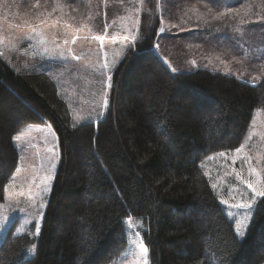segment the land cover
<instances>
[{
	"label": "trees",
	"instance_id": "trees-1",
	"mask_svg": "<svg viewBox=\"0 0 264 264\" xmlns=\"http://www.w3.org/2000/svg\"><path fill=\"white\" fill-rule=\"evenodd\" d=\"M205 3L214 14L246 4L258 10L264 0H144L137 41L113 70L108 106L97 123L73 122L51 75L0 56V201L19 165L14 138L20 131L49 123L60 150L38 234L9 229L0 264H112L128 247V217L144 225L149 264H264V198L241 244L200 166L244 141L254 112L264 110V77L252 85L202 69L175 73L154 51L158 38L174 37L158 36V6L170 22L186 8L207 16ZM139 4L112 0L108 7ZM80 7L100 8V0H83ZM207 18L206 24L190 17L203 29L193 33L217 37L221 20Z\"/></svg>",
	"mask_w": 264,
	"mask_h": 264
},
{
	"label": "rangeland",
	"instance_id": "rangeland-1",
	"mask_svg": "<svg viewBox=\"0 0 264 264\" xmlns=\"http://www.w3.org/2000/svg\"><path fill=\"white\" fill-rule=\"evenodd\" d=\"M81 1L76 4L73 3L72 9L65 7L63 10L64 17L59 21L56 19L61 16V12L58 10L48 17L45 24L40 25L34 19L36 13L45 11V7L47 11H51L57 0H39L41 8L33 7L36 0H0V51H3V57L13 66L22 69L49 72L57 82L59 91L67 100L75 124L95 122L104 113V100L107 98L110 88L108 87L107 76H112L115 65L137 41L138 26L136 21L139 17V11L136 8H128L125 11L121 9L122 11H120L116 7H108V3L112 0H100V8L94 7L92 12L87 10L83 13L81 8L84 7H80ZM58 2L64 5L70 3L68 0H58ZM158 9L159 12H162L160 6ZM117 11L119 12L118 15H116ZM69 16H75L76 19L74 21L68 19ZM105 23L109 25L106 33L104 31ZM83 24H88L90 27L84 28ZM181 25L187 26V24L179 22H169V28L174 32L180 31L179 26ZM76 28H80V31L76 33L77 37L87 36L89 39L78 38L75 44L63 45L65 38L63 33L71 34L75 32ZM37 31L42 32L41 37L35 36ZM53 32L57 35L55 43L52 42ZM28 35H33L34 39L31 41L25 39ZM98 35L105 36L103 49L100 47V41L93 39ZM133 35L136 36L134 42L132 40ZM40 39H44L47 43L40 45ZM13 45H15V50H12ZM56 45L65 49L66 59L60 57L59 50L47 54L43 53L45 46L51 49L55 48ZM233 46L235 49L231 52L229 48ZM67 47H72L75 54L79 55L81 59L78 61L72 59V56L66 51ZM25 51L29 54L25 55ZM33 51L37 52L35 56L31 55ZM170 52L169 50L168 54ZM105 53H107L106 56ZM203 56L206 59L209 58L208 54ZM209 60L212 61L213 65L215 63L217 69L234 72L238 76L248 78L253 82L258 81L264 67V27H248L244 30L241 41H228L225 51L213 49ZM105 62L108 63L109 68L105 70V75L102 77L99 74V68ZM253 121H255L254 124ZM250 134L251 138L249 139ZM16 138H18L16 145L20 152L19 171L16 170L14 174L17 179L14 186L9 187L8 199L0 201V205H5L4 208H0V215L9 217L7 221L3 222V225H0V244L11 228L15 234H38L36 227L32 232L31 227L37 221L39 222L44 215L60 158L58 136L48 123L29 125ZM243 143L246 144L245 151L252 157L254 166L257 169L261 168V164H257L256 160L258 158L264 160L263 109H257L254 112ZM54 145H56L55 148ZM53 153L54 159L50 160L49 158L53 156ZM223 153H226L225 157H221L217 153L206 158L203 162V169L209 174L207 177L211 185H217L214 191L220 202L222 200L229 202L227 205L221 204L236 230L237 221L244 220L245 211L240 208H231L230 205L238 204L241 200L248 201L252 194L245 184L236 179L233 169L236 172H241L242 176L248 179L247 164L242 165L240 160L233 164L234 151ZM52 163L56 166L54 170L50 171ZM261 175L264 176V172ZM45 176L50 177L44 181L50 187L48 191L41 192V181L44 180ZM252 179L254 180L255 177ZM29 188H31L32 196L35 197L31 203L28 196ZM20 191H23L25 195L19 196ZM241 193L243 195H240ZM41 201H43V207H41ZM20 207L25 208V212H20L18 210ZM254 208L255 205L251 217ZM125 226L128 247L126 252L112 264H138L139 248L141 246L146 247L142 236L144 231L142 221L128 217L125 220ZM136 231H139L140 237L135 236ZM32 248L33 246L29 249L28 256L35 253V248L34 251ZM139 264H144V262L139 261ZM146 264H149L148 254Z\"/></svg>",
	"mask_w": 264,
	"mask_h": 264
},
{
	"label": "snow or ice",
	"instance_id": "snow-or-ice-1",
	"mask_svg": "<svg viewBox=\"0 0 264 264\" xmlns=\"http://www.w3.org/2000/svg\"><path fill=\"white\" fill-rule=\"evenodd\" d=\"M143 2H144V0H141L142 4H143ZM33 7L34 8H41V4L39 3V0H36V3L33 5ZM65 7L72 9L73 5H72V3H68L67 5H64V4L59 3L57 0V2L54 3V5L52 6L51 11H47V8L45 7V11L36 13L34 19L38 22V24L43 25L48 20V17L52 16L53 13H55L59 10L61 12V16L56 18L57 21H59L60 19H62L64 17V11L63 10ZM204 7L206 8L207 16H210L211 19L223 20L226 16L229 18H233V19L236 17H240L241 18L240 23L243 24L244 23L243 17L252 15L253 14V11H252L253 7H257V5H251V4L244 5L243 6L244 7L243 13L241 12V9H239V8H231V7L225 6L223 11H217L213 14V8L209 7L208 3H205ZM258 7L260 8L261 12H264V4H260V5H258ZM207 16L205 14L201 13L200 16H198V19H203L204 23L207 24V23H209V19L207 18ZM260 18L264 19V15H262ZM68 19H71L74 21L76 19V17L75 16H69ZM163 22H164L163 18H161V23L163 24ZM25 23H28V22L25 21ZM113 23H115V21H113ZM138 23L139 22L137 20L136 21L137 26H138ZM82 26L84 28L90 27L88 24H83ZM108 27H109V25L107 23H105V25H104L105 33L107 32ZM173 27H176V25H173ZM235 30L240 31L239 27H237ZM79 31H80V28H76L75 32H73L71 34L68 32H64L63 36L65 38L63 40V45L68 46L69 44H75L78 38L83 39V40L89 39V37H87V36L77 37L76 33ZM137 31H138V27H137ZM164 31H165V29L163 27H161L159 29V32H161V33H163ZM35 36L41 37L42 32H39V31L35 32ZM25 39L31 41L34 39V36L28 35L27 37H25ZM56 39H57V35L55 32H53L52 33V42L55 43ZM93 39L100 41V47H101V49H103V47H104L103 40L105 39V36L104 35H98V36L93 37ZM135 39H136V36L133 35L132 36L133 42L135 41ZM46 43H47V41H45L44 39L39 40L40 45H45ZM30 47H31V45H30ZM154 48L158 49L159 44L157 43L156 45H154ZM12 50H15V45L12 46ZM57 50H59L60 57L62 59H66V57L64 55L65 49L61 48L59 45H56L55 48H51V49L45 46L43 48V53L47 54V53L55 52ZM66 51L69 55L72 56V59L77 60V61L81 59V57L79 55L75 54L74 49L72 47H67ZM24 54L28 55L29 53L27 51H25ZM36 54H37L36 51H33L31 53L32 56H35ZM3 55H4L3 51H0V56H3ZM106 55H107V53H105V56ZM108 68H109V65L107 62L101 64L100 68H99V74L103 77L105 75V70ZM172 71L175 72L176 69L172 68ZM107 80L109 81L108 87H111V84H110L111 76H107ZM107 104H108V101H107V99H105L104 100V106L107 107ZM254 123H255V121H253V124ZM250 138H251V134L249 135V139ZM14 139H18V138H14ZM55 147H56V145H54V148ZM245 149H246V144L241 143L240 146L234 150L235 155L232 158V163L236 164V161L240 160L242 165L247 164V174H248L249 178L245 179L242 176L241 172H236L235 169H233V173L236 176V179L238 181H240L241 183L245 184L247 186V188L251 191V194H252L251 199L248 201L241 200V202L238 204H231L230 205L231 208H240V209H243L245 211L244 220L243 221H240V220L237 221V227L235 230V236L237 238V241L241 244L244 242V240L247 236V229H248L250 219H251V212H252L254 205L257 202V198H264V176L261 175V173L264 172V160L259 159V158L256 160L257 164H261V168L257 169L253 164L252 157L245 151ZM218 155L221 157H225L226 153L221 152ZM49 159L50 160L54 159V153H53V156L50 157ZM55 166L56 165L54 163H52L51 167H50V171L54 170ZM200 166H201V168L204 167L203 162L201 163ZM17 171H19V169H17ZM204 175L208 176L209 174L207 172H205ZM252 177H255V179L253 180ZM49 178H50L49 176H45L44 180L41 181V185H42L41 192H46L49 190L50 186L44 182L45 180H48ZM16 179H17L16 176L13 175L10 178L9 185L5 186V188H4L5 200L8 199L7 194L9 191V187L14 186ZM216 187H217L216 184H212L213 189H215ZM18 195L24 196L25 193L23 191H20L18 193ZM240 195H243V194L241 193ZM28 196H29V202L31 203V200L35 199V197L32 196V194H31V188H29ZM221 203L227 205L229 202L227 200H222ZM4 207H5V205H0V208H4ZM41 207H43V201H41ZM18 210L20 212H25V208H23V207L18 208ZM41 215H42V213H41ZM8 219H9V217L7 215H0V225H3V222L7 221ZM29 223H31V221H29ZM35 227H36V232L38 233L39 232V222L38 221L35 223ZM135 236L140 237L139 231L135 232ZM34 248H35V245H33L32 251H34ZM147 254H148V249L146 247L141 246L139 248V256L137 258L138 264H139V261H143L144 264H146Z\"/></svg>",
	"mask_w": 264,
	"mask_h": 264
},
{
	"label": "crops",
	"instance_id": "crops-1",
	"mask_svg": "<svg viewBox=\"0 0 264 264\" xmlns=\"http://www.w3.org/2000/svg\"><path fill=\"white\" fill-rule=\"evenodd\" d=\"M189 32V31H188ZM173 38L162 39L161 51L164 58L168 62L170 68H175L176 71H183L194 68H203L215 70L217 69L215 63L209 60L212 56L213 49H222V44L218 45L211 37L212 35H206L208 39L206 41H195L194 38L189 35H182L181 33H172ZM169 50L171 51L168 54ZM204 54H208L209 58L206 59ZM202 57V58H201ZM222 64V60H221ZM220 70V69H217Z\"/></svg>",
	"mask_w": 264,
	"mask_h": 264
}]
</instances>
